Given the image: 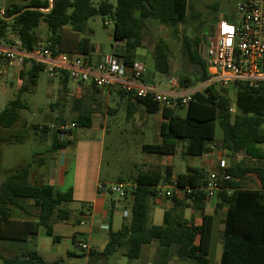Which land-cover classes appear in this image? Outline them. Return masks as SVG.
I'll return each mask as SVG.
<instances>
[{
    "label": "trees",
    "instance_id": "trees-1",
    "mask_svg": "<svg viewBox=\"0 0 264 264\" xmlns=\"http://www.w3.org/2000/svg\"><path fill=\"white\" fill-rule=\"evenodd\" d=\"M190 6V0H118L116 7L107 1L94 5L92 0H52L50 9L49 0H16L0 8V40L11 48L31 52L41 43L38 30L43 23L47 31L46 42L55 54L87 58L91 43L90 38L85 36L86 26L92 17L100 16L112 20L113 38L123 43L118 55L129 67L135 63L136 51L144 46V36L148 31L146 21L153 20L169 28L177 37L179 26L186 23ZM181 42L182 55L187 58L194 73L191 77H182L180 85L188 88L186 83L189 81L190 87L197 88L209 79L206 61L200 54L201 36L192 38L183 34ZM170 52L169 45L159 40L153 54L156 73L170 76ZM28 64L30 69L22 77L28 75L29 84H24L18 98L0 112V127H12L18 121L19 111L28 109L21 97L34 90L39 73L45 72L43 65L27 61L25 66ZM58 78L63 82L66 93L69 76L61 73ZM231 88L236 91L234 102L215 85L203 92H195L184 116L178 112L183 107L167 108L149 99H138L133 94L117 91L122 97L135 99L150 115L162 112L161 144L144 145L143 152L173 155L178 145L183 143L184 156L202 157L213 151L212 144L216 142V129L219 127L222 132L221 150L229 153L234 160L243 154L252 161V164L232 161L228 167L219 168L232 178L225 182L216 196V211L227 208L220 236V264H264V85L253 89L238 83ZM81 104L77 101L74 109H79ZM133 111V105H130L127 119L132 117ZM91 115L92 110L82 111L75 121L77 127H90ZM35 130L39 128L35 127ZM39 132L44 135L50 131L48 127H43ZM1 141L8 142L6 139ZM70 145V141H65L55 131L47 153L52 157ZM47 162L41 160L39 168L47 169ZM33 164L34 159L12 171L0 185V240L34 239L39 229L45 228L48 236L60 241L54 236L53 223L71 219L69 204L73 202L72 190L56 191L49 184L33 183ZM251 175L258 179L259 189L245 187L244 182ZM171 180L172 175L167 171L165 174L141 172L134 178L136 188L125 197L130 198L132 203L130 221L123 224L119 231H110L108 244L102 252L91 253L96 262L106 264L122 248L125 249L124 257L130 261L137 260L144 246L156 243L163 264H168L172 257L181 262L208 264L211 217L205 216L200 226L184 218L187 209L203 210L205 207L206 192L203 189L208 173L204 170L187 168L185 173L179 174L176 178L179 188L190 189L191 192L183 200L175 196L168 199L173 207L165 211L163 225H148L157 186L162 182L171 183ZM30 202L37 211L35 214L27 206ZM0 261L2 264H46L36 251L13 258H6L0 253Z\"/></svg>",
    "mask_w": 264,
    "mask_h": 264
},
{
    "label": "rangeland",
    "instance_id": "rangeland-1",
    "mask_svg": "<svg viewBox=\"0 0 264 264\" xmlns=\"http://www.w3.org/2000/svg\"><path fill=\"white\" fill-rule=\"evenodd\" d=\"M102 1H107L116 7L118 0H92L94 5ZM9 2H16V0H0V8L3 9ZM190 3L191 6L188 9L186 23L179 26V35L177 37L173 35L169 28L155 21L148 22L149 28L144 36V46L153 54L159 40H164L169 45L172 69L170 76L167 77L177 81L179 86L177 89L180 91L193 88L190 87L191 83L189 81L186 83L188 88L182 87L179 80L184 76L191 77L194 73L187 58L182 55V35L188 34L192 38L201 36L203 27L210 24L215 26L220 15L225 16V19L231 24L237 0H190ZM43 28L46 29L45 24L42 23L38 33L40 30H44ZM44 31L46 36L41 37V43L46 42L47 39V31ZM113 32L114 24L109 18L103 19L100 16H95L87 23L85 36L90 38L91 47L100 55H103V59L111 56L116 48ZM137 53L142 55L143 49H139ZM149 61L152 63L153 58H149ZM147 71L149 76L155 73L152 67H148ZM17 73L16 69L11 67L6 74L0 76V112L18 98L19 90L24 84H29L27 75L21 82L18 79L20 75L19 73L17 75ZM155 74L160 76L158 73ZM166 85V83L160 85L159 89H166ZM59 86V78L50 79L46 72L39 73L37 86L33 91L24 93L21 97L22 102L28 106V109L19 111L18 121L12 127H0V185L12 171L26 166L33 159L35 160V164H33V183L42 184L44 180L46 181V175L41 173L38 164L41 160L48 161L50 159L47 150L55 131L61 126L70 125L74 122L72 116L74 99L69 94H66L63 89L59 90ZM200 90L203 92L205 89L201 88ZM221 92L228 96L232 102L235 101L236 91L234 89L225 88ZM109 107L110 111L105 109V113L101 118L106 120L107 125L106 136L103 138L104 147L100 158L102 180L108 186H111L120 183V181H122L121 183L129 184L134 181L136 176L146 170L165 173V170L161 169V160H166L167 156L148 154L141 150V144L145 138H147L146 144H154L161 139V117L155 118V115H148L145 111L139 110V116L136 115V119L139 118L138 122L127 121V113L121 101H113ZM185 113V108L183 107L179 114L184 116ZM145 118H147L146 124L143 123ZM35 127H38L39 130L43 127H48L50 132L43 135L39 130H35ZM71 135L72 137H70ZM100 135L101 133L81 128H77L65 135L66 140L72 141L67 148L70 163V168L66 175L67 184L74 185L75 181L86 182L85 178L89 174L93 158L88 149L91 144L98 142ZM90 137H94V140ZM4 139L8 142L1 141ZM221 139L222 132L218 127L216 129V142L213 143L215 150H221ZM262 149L264 150V145ZM227 157L230 158V162L252 164V161L246 159L243 154H239L235 160L230 155H227ZM201 161L202 159L199 157L176 155L174 159L175 171L179 174L184 173L186 167H197L201 164ZM244 185L251 189L259 188L258 180L254 175L248 177ZM114 197L119 199L116 195ZM27 206L34 214L37 212L32 208L31 202ZM77 209L78 205L71 204L70 210L73 214L71 220L68 222L56 221L53 224H56L57 228L63 229V233L69 234L74 228L72 222L77 215L74 210ZM152 211L151 215L153 216L156 214V210L153 209ZM148 225L158 226L156 222H153V219H150ZM1 242L6 241H0V248ZM9 242L10 244L19 245L22 251L26 248L25 242ZM64 242L72 247L71 251L77 257H81L82 253L85 252L80 248L74 247L70 237ZM19 253L16 252L15 255L21 256ZM134 261L128 260L121 253H116L108 259L107 264H136ZM0 264H2L1 261Z\"/></svg>",
    "mask_w": 264,
    "mask_h": 264
},
{
    "label": "crops",
    "instance_id": "crops-1",
    "mask_svg": "<svg viewBox=\"0 0 264 264\" xmlns=\"http://www.w3.org/2000/svg\"><path fill=\"white\" fill-rule=\"evenodd\" d=\"M153 20L146 21L147 27L148 22ZM205 27H213L212 24L205 25ZM149 28V27H148ZM44 29V28H43ZM46 30V29H44ZM44 30H40L38 35L41 37L46 36V32ZM116 54H120V50L123 47V43L116 41ZM0 48L11 49V47L6 46L2 41L0 42ZM139 49H143V54L139 55L137 52ZM136 51L135 63H140L144 65L146 71L143 75V78L140 82H133L134 86L145 85L152 87L153 89L170 93L172 95H183L189 92H195L201 88L200 86L197 88L188 89L185 91H180L177 88L179 87L177 81L169 79L167 76H157L155 73V63H154V55L153 52L148 51L145 46L139 48ZM74 50V48L72 49ZM73 53V52H72ZM115 53V52H114ZM113 53V54H114ZM112 54V55H113ZM153 57H152V56ZM103 55H100L94 48L91 47L89 56L87 59L90 61L92 66L97 65L99 62L103 61ZM149 58H153V62L149 61ZM152 67L153 73L151 76L147 74V68ZM30 69V64L23 67V69L18 72L20 78H18L21 82L24 77L22 74H27ZM17 73V72H16ZM17 73V75H18ZM28 76V75H27ZM60 86L59 90L63 89V82L59 78ZM166 83V89L161 90L159 86ZM66 94H69L74 99L73 105V121L75 122L82 111L92 110V125L90 127H77L81 129H87L93 132L101 133L100 139L97 143H93L89 147V152L93 156L92 165L89 168V174L86 176L84 183H80V181H75L74 185L67 184L66 175L69 171V159L67 155V148L60 151L56 155L50 157L48 160V167L39 168L41 173L45 174L46 181L44 180V184H49L54 187L56 191L66 192L69 189L72 190V200L71 204L78 205V209L74 210L77 215L75 220L72 222L74 228L70 231L69 234L63 233V229L57 228L56 224H53V233L54 236L60 238V241H54L53 237H50L46 233L45 228H40L39 233L36 238L26 240V241H17V240H0L6 241L1 242V251L0 253L6 258L16 257L15 253L20 252L21 256L27 254L30 251H36L39 255L44 259L46 264H100L101 262H96L94 258L91 257L92 252H102L109 241V233L110 231L117 232L119 231L123 224L128 223L130 221L131 216V199H117L114 196L110 195L106 192H101L98 187L100 184L106 183L101 178V166H100V158L103 150V138L106 136L107 125L106 120L101 119L105 113V109L110 111L109 105L111 102L119 100L122 103V106L125 108L126 113H128V109L130 105H133L134 111L132 117L127 119V121H135L138 122L139 118L136 119V115H138V111H145V108L139 104H137L135 99L129 100L127 96L122 97L118 93L117 89H97L91 83H84L80 85L73 84L70 80L66 86ZM64 91V89H63ZM116 96V97H115ZM116 99H115V98ZM81 102L79 109H74L76 102ZM180 110H178L179 112ZM147 113V112H146ZM148 114V113H147ZM150 115V114H148ZM155 118L160 116L161 123L164 121L162 116V112L154 114ZM139 116V115H138ZM147 118L143 120V123L146 124ZM76 128V129H77ZM75 130V129H74ZM73 130V131H74ZM148 130V128H146ZM74 133V132H73ZM145 134V133H144ZM73 135V134H72ZM72 135L70 137H72ZM93 138L94 137H90ZM65 139V138H64ZM147 138L144 139L141 144V150L144 145H159L161 144V139L159 142L154 144H146ZM70 141L71 140H66ZM185 144L180 143L176 148V151L173 155H162L167 156L166 160H161V169L165 172H169L172 175V180L176 179L179 173L175 171V163L174 159L176 155H183ZM213 151L207 155L199 157L202 159L201 164L197 167H186L187 168H198L204 170L208 174L212 170H217L221 164H225L227 167L231 164L230 158L227 155L229 153L222 150H215L212 144ZM143 152V151H142ZM239 163V162H237ZM74 164V162H73ZM75 165V164H74ZM143 172H151L149 170ZM154 173H160L156 171H152ZM186 172V171H185ZM184 172V173H185ZM34 173V172H33ZM165 174V173H161ZM183 174V173H180ZM253 176V175H252ZM250 177V176H249ZM256 177V176H255ZM34 179V176L32 180ZM171 180V181H172ZM258 180V179H257ZM33 182V181H32ZM42 183V184H43ZM127 184V183H126ZM133 184V182L129 183ZM259 184V181H258ZM246 187V186H245ZM248 188V187H247ZM251 189V188H248ZM259 189V188H257ZM131 191V190H130ZM191 191L187 189H180L175 191V197L183 200L185 199L186 194H189ZM216 202L217 200H207L205 203V207L203 210H194L187 209L185 211L184 218L191 223H194L196 226H200L203 224V220L205 216L211 217L212 220V230L209 244V252H208V264H220L221 256H222V243H221V233L224 230L223 221L225 220L227 208H222L219 211H216ZM69 204V209L70 205ZM151 213L150 219H153V222H156V225L161 226L164 222V213L165 211L171 209L173 204L168 199H153L151 202ZM156 210V216L151 215L152 210ZM73 211V212H74ZM71 217L73 216L71 210ZM156 219V220H155ZM71 220V219H70ZM68 237L71 238V243L74 247L80 248L79 243H86L92 248V252L87 253L83 252L81 257H77L73 255V251H71V246L64 242ZM9 241L14 242H25L26 248L24 250H20V246L16 244H10ZM121 250V252H119ZM125 249H119L117 253H121L124 256ZM136 264H163V258L159 254L158 245L153 243L151 245H146L142 249L141 257L135 260ZM108 262H106L107 264ZM168 264H192L190 262H181L177 257H172L169 260Z\"/></svg>",
    "mask_w": 264,
    "mask_h": 264
},
{
    "label": "built area",
    "instance_id": "built-area-1",
    "mask_svg": "<svg viewBox=\"0 0 264 264\" xmlns=\"http://www.w3.org/2000/svg\"><path fill=\"white\" fill-rule=\"evenodd\" d=\"M49 4L51 9L52 0H49ZM232 18L233 22L230 24L225 16L220 15L213 28V34L207 36L205 61L209 79L202 85V89L214 85L225 89L238 83H244L253 89L264 85V0H237ZM226 28L231 31H226ZM27 61L43 65L50 79L66 73L75 85L91 83L97 89H118L133 94L138 99H149L167 108H186L192 100V95L201 91L199 88L195 92L177 96L145 85L136 87L133 82L142 80L146 71L144 65L134 63L128 67L120 55L113 54L92 66L90 61L82 56L70 58L66 54H55L47 42L38 44L31 52L21 51L17 47L0 48V76L6 74L11 67L20 72ZM76 128L77 124L72 122L70 125L59 127L57 131L65 138L66 134ZM226 167L221 164L219 168ZM219 168L208 174L207 184L203 189L207 200H215L225 182L232 180L231 176L221 172ZM135 188V184L126 183L111 186L104 183L98 187L101 192L116 195L119 199H124L128 192ZM178 190L180 188L176 179L171 183L162 182L156 188V199H170ZM79 247L87 253L92 252L91 246L86 243H79Z\"/></svg>",
    "mask_w": 264,
    "mask_h": 264
},
{
    "label": "water",
    "instance_id": "water-1",
    "mask_svg": "<svg viewBox=\"0 0 264 264\" xmlns=\"http://www.w3.org/2000/svg\"><path fill=\"white\" fill-rule=\"evenodd\" d=\"M213 27H205V29L202 32L201 40L202 43L200 45V54L203 57V60H206V43H207V36L213 34Z\"/></svg>",
    "mask_w": 264,
    "mask_h": 264
},
{
    "label": "snow or ice",
    "instance_id": "snow-or-ice-1",
    "mask_svg": "<svg viewBox=\"0 0 264 264\" xmlns=\"http://www.w3.org/2000/svg\"><path fill=\"white\" fill-rule=\"evenodd\" d=\"M225 30H226V31H231V29H228V28H226Z\"/></svg>",
    "mask_w": 264,
    "mask_h": 264
}]
</instances>
